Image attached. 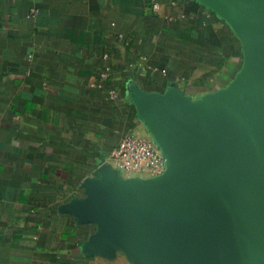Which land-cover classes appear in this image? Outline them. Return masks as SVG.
Masks as SVG:
<instances>
[{"label":"crops","instance_id":"0c3cea01","mask_svg":"<svg viewBox=\"0 0 264 264\" xmlns=\"http://www.w3.org/2000/svg\"><path fill=\"white\" fill-rule=\"evenodd\" d=\"M245 62L207 0H0V264H138L93 250L102 219L82 209L108 176L152 177L116 167L126 133L163 156L137 100H201Z\"/></svg>","mask_w":264,"mask_h":264},{"label":"water","instance_id":"95a60500","mask_svg":"<svg viewBox=\"0 0 264 264\" xmlns=\"http://www.w3.org/2000/svg\"><path fill=\"white\" fill-rule=\"evenodd\" d=\"M239 27L246 62L228 88L191 101L137 100L165 170L105 178L82 209L101 218L91 248L138 264H264V0H207Z\"/></svg>","mask_w":264,"mask_h":264},{"label":"built area","instance_id":"2783aa9c","mask_svg":"<svg viewBox=\"0 0 264 264\" xmlns=\"http://www.w3.org/2000/svg\"><path fill=\"white\" fill-rule=\"evenodd\" d=\"M116 167L122 170H148L152 176L165 170V159L155 146L134 132L126 133L112 151Z\"/></svg>","mask_w":264,"mask_h":264}]
</instances>
